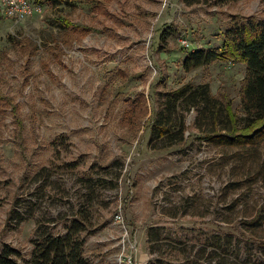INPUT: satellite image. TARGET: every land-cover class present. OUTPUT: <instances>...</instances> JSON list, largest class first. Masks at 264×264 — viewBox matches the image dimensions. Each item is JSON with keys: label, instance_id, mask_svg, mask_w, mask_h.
Returning a JSON list of instances; mask_svg holds the SVG:
<instances>
[{"label": "rangeland", "instance_id": "rangeland-1", "mask_svg": "<svg viewBox=\"0 0 264 264\" xmlns=\"http://www.w3.org/2000/svg\"><path fill=\"white\" fill-rule=\"evenodd\" d=\"M60 1L29 0L41 13L18 24L0 13V94L12 102L0 104V246L28 259L83 209L89 264H264L257 157L204 142L193 110L184 144L152 151L146 128L159 93L186 83H206L240 110L244 66L185 72L182 61L219 47L233 17L264 20V0ZM139 94L148 112L129 128ZM149 233L159 240L149 243Z\"/></svg>", "mask_w": 264, "mask_h": 264}, {"label": "trees", "instance_id": "trees-1", "mask_svg": "<svg viewBox=\"0 0 264 264\" xmlns=\"http://www.w3.org/2000/svg\"><path fill=\"white\" fill-rule=\"evenodd\" d=\"M42 1L36 0L40 4ZM46 1L51 4L61 2ZM180 1L190 7L199 4L223 5L238 0ZM58 22L66 29L72 27L65 19ZM213 63L244 66L238 91L240 110L237 112L227 97L219 99L213 96L206 83H186L173 90L161 91V104L146 125L147 146L152 151H157L184 144L187 131L185 116L193 110L196 113L193 127L200 134V138L212 146L235 149L237 152L257 157L251 177L253 180L264 181V20L251 16L231 18L229 26L223 32L220 46L188 51L182 61V69L190 72ZM5 103L12 104L0 94V104ZM147 105L143 94H139L132 101V106L124 117L129 128L140 125L141 119L147 115ZM16 108L12 107V113L15 115L17 127L21 129L22 123ZM77 216L78 219H74L66 227L63 235L45 234L40 241L35 242L29 258L21 262L18 261L19 251L8 245L0 246V264H89L84 257L86 236L83 234L90 232V217L83 209L77 212ZM260 218L259 214L246 225L254 227ZM155 237L153 233H149L148 242L158 241ZM159 258L152 264H164L163 258ZM194 262L197 264L198 260Z\"/></svg>", "mask_w": 264, "mask_h": 264}, {"label": "built area", "instance_id": "built-area-1", "mask_svg": "<svg viewBox=\"0 0 264 264\" xmlns=\"http://www.w3.org/2000/svg\"><path fill=\"white\" fill-rule=\"evenodd\" d=\"M0 13L14 24H18L41 13V9L29 0H0Z\"/></svg>", "mask_w": 264, "mask_h": 264}]
</instances>
